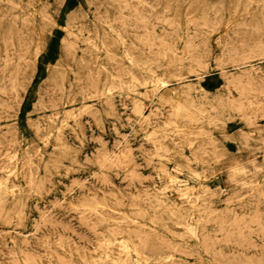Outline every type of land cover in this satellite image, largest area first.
<instances>
[{"label":"rangeland","instance_id":"1","mask_svg":"<svg viewBox=\"0 0 264 264\" xmlns=\"http://www.w3.org/2000/svg\"><path fill=\"white\" fill-rule=\"evenodd\" d=\"M0 181V264H264V0H0Z\"/></svg>","mask_w":264,"mask_h":264},{"label":"bare ground","instance_id":"2","mask_svg":"<svg viewBox=\"0 0 264 264\" xmlns=\"http://www.w3.org/2000/svg\"><path fill=\"white\" fill-rule=\"evenodd\" d=\"M262 6V5H261ZM261 6H260V8H261ZM263 7V6H262ZM52 27V26H51ZM53 28V27H52ZM117 34V33H116ZM115 34V35H116ZM119 41V40H118ZM101 44V43H100ZM112 50V49H111ZM81 52V51H80ZM118 54V53H117ZM95 55V54H94ZM126 55V54H125ZM120 56H122V55H120ZM123 60V59H122ZM170 74H166V75H157L156 77H155V82H156V86H158V88L159 89H161V90H163V92H162V98H170V99H174V100H177V101H180L181 100V97L183 96V89H182V87L181 86H175V87H170L169 86V82H170V80H169V76ZM127 78H129V77H127ZM177 82V81H176ZM129 83V82H128ZM131 83V82H130ZM129 83V84H130ZM118 87V86H117ZM116 87V89H118ZM120 88V87H119ZM3 89V88H2ZM139 94V93H138ZM149 97H151V96H149ZM178 103V102H177ZM88 117V116H87ZM165 124V123H164ZM214 128V127H213ZM123 139V138H122ZM47 141V140H46ZM118 150V149H117ZM117 152V151H116ZM157 153H159V152H157ZM163 153V152H162ZM166 156H167V154H165ZM163 156H164V154H163ZM160 157V156H159ZM162 157V156H161ZM170 157L175 161V162H177V163H182V162H184L185 160H184V158H183V156H182V154L180 153V152H173V153H171L170 154ZM169 158V157H168ZM167 160V159H166ZM166 162V161H165ZM131 175V174H130ZM159 178V177H158ZM97 180V179H96ZM164 181V180H163ZM9 186L7 185V184H4V183H2L1 181H0V193H3V192H7V191H9ZM135 188V187H134ZM138 191V190H137ZM158 191V190H157ZM79 193V192H78ZM93 193V192H92ZM151 199V198H150ZM160 205H166V204H164V203H161ZM166 208V207H165ZM79 219H80V217H79ZM91 221L93 220V219H90ZM35 222V221H34ZM176 227V226H175ZM180 227V226H179ZM34 228V227H33ZM182 229V228H181ZM183 229H185L184 227H183ZM62 230V229H61ZM146 230V229H145ZM88 231V230H87ZM103 231V230H102ZM145 232H147V231H145ZM104 237V236H103ZM9 240V239H8ZM198 240V239H197ZM139 241V240H138ZM79 242V241H78ZM9 245V244H8ZM31 248V247H30ZM124 248V247H123ZM32 249V248H31ZM68 249V248H67ZM94 249V248H93ZM37 252V251H36ZM3 255V254H2ZM22 255H24V254H22ZM89 259V258H88ZM14 261H17V260H14Z\"/></svg>","mask_w":264,"mask_h":264}]
</instances>
